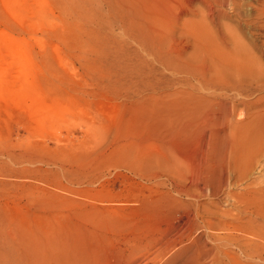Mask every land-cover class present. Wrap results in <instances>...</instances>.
Returning a JSON list of instances; mask_svg holds the SVG:
<instances>
[{
    "label": "rangeland",
    "instance_id": "obj_1",
    "mask_svg": "<svg viewBox=\"0 0 264 264\" xmlns=\"http://www.w3.org/2000/svg\"><path fill=\"white\" fill-rule=\"evenodd\" d=\"M0 54V253L264 264V0H0Z\"/></svg>",
    "mask_w": 264,
    "mask_h": 264
},
{
    "label": "bare ground",
    "instance_id": "obj_2",
    "mask_svg": "<svg viewBox=\"0 0 264 264\" xmlns=\"http://www.w3.org/2000/svg\"><path fill=\"white\" fill-rule=\"evenodd\" d=\"M10 40V42H8ZM7 42L8 43H11L12 42V40H11V38L9 39ZM13 42H14V40H13ZM17 42V40L15 41V43ZM14 43V44H15ZM17 45H19L18 43H16ZM17 48H18V46H17ZM21 48V47H20ZM20 50V54L24 57V55L22 54V50L21 49H18V51ZM16 51V50H15ZM18 51H17V53H18ZM18 53V54H19ZM26 54V53H25ZM8 56V55H7ZM16 56H17V54H16ZM0 57H1V54H0ZM3 57V56H2ZM22 57V58H23ZM17 58V57H16ZM0 59H2V58H0ZM21 59V58H20ZM24 59V58H23ZM23 59L21 60V67L24 69L25 68V65H26V63L23 61ZM5 59L3 58V61H4ZM19 60V59H18ZM25 61H26V59H24ZM18 62H20V60L18 61ZM10 65V64H9ZM12 65V64H11ZM26 68H27V65H26ZM10 69V68H9ZM224 162V161H223ZM224 166V165H223ZM222 166V167H223ZM212 177V176H211ZM221 177V176H220ZM227 177V176H226ZM71 248H75V247H71ZM63 249H66V248H62V250L61 251H63ZM70 249V248H69ZM68 249V250H69ZM72 249V250H73ZM67 250V249H66ZM66 250H64L65 251V253H66ZM75 250H76V248H75ZM60 251V252H61ZM70 252H71V249H70ZM76 251H72V254L73 255H71V253L69 254V256H68V253H66V255H65V253L64 252H62L61 253V256L60 255H58L59 257H62V258H59L58 256V258H56V260H55V263L54 264H85V262L83 261V260H85V258L83 259V257H81V255H83V254H81L80 256L78 255V253L76 254L75 253ZM78 252V251H77ZM64 253V254H63ZM80 253V252H79ZM62 254L63 255H65L66 257H68V258H66V257H64L63 258V256H62ZM36 257V256H35ZM79 257H81V258H79ZM80 259H81V261H83L82 263H81V261H80ZM37 260V259H36ZM35 259H34V261H36ZM37 262V261H36ZM87 262H89L88 260H87ZM0 264H15L14 262H12L10 259H8L7 258V256H6V254H4V253H0ZM18 264H21V263H18ZM87 264V263H86Z\"/></svg>",
    "mask_w": 264,
    "mask_h": 264
}]
</instances>
